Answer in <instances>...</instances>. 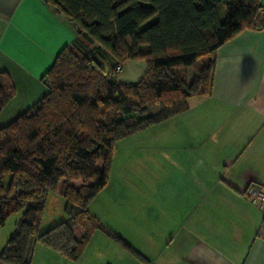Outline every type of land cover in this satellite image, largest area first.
<instances>
[{
    "label": "trees",
    "instance_id": "1",
    "mask_svg": "<svg viewBox=\"0 0 264 264\" xmlns=\"http://www.w3.org/2000/svg\"><path fill=\"white\" fill-rule=\"evenodd\" d=\"M43 1L74 26L77 42L44 73V95L0 126V226L21 212L0 264H30L36 242L76 262L96 231L148 263L89 211L108 181L114 144L184 112L190 97L209 96L219 46L264 26L260 0ZM105 52L112 58L107 69ZM126 60L144 61L139 81L112 80ZM14 93L0 70V111ZM51 191L63 197L66 217L40 231Z\"/></svg>",
    "mask_w": 264,
    "mask_h": 264
},
{
    "label": "crops",
    "instance_id": "2",
    "mask_svg": "<svg viewBox=\"0 0 264 264\" xmlns=\"http://www.w3.org/2000/svg\"><path fill=\"white\" fill-rule=\"evenodd\" d=\"M260 6L263 15L264 0ZM75 42L74 26L45 1L0 0V70L15 86L0 113L14 118L32 107L56 54ZM153 131L152 154L89 211L107 213L104 199L127 202L123 239L149 264H264V210L245 192L264 189V26L219 46L210 95L190 97L187 110ZM36 250L57 261L58 253L36 242L31 264Z\"/></svg>",
    "mask_w": 264,
    "mask_h": 264
},
{
    "label": "rangeland",
    "instance_id": "3",
    "mask_svg": "<svg viewBox=\"0 0 264 264\" xmlns=\"http://www.w3.org/2000/svg\"><path fill=\"white\" fill-rule=\"evenodd\" d=\"M105 69L108 68L112 58L109 53L105 52L103 54ZM196 67L192 65L189 68V74L192 73ZM145 63L143 60H126L121 65V70L116 74L113 81L117 83H134L141 79L145 72ZM8 111H2L0 113V126L8 123L13 118L7 116ZM13 115V114H12ZM14 117V116H13ZM16 117V116H15ZM155 126V125H154ZM154 126L149 127L148 129L136 132L125 138L118 140L112 149L111 161L108 171V181L105 187L98 193V199L102 200L106 196V192L119 190V186H123V174L130 171L131 168H137V163H139L145 156H150L152 154L153 148H150L153 138V128ZM146 163V162H145ZM102 160L98 159L96 162V167L101 168ZM141 170V167H139ZM145 174V173H143ZM8 182V177L4 178V183ZM72 185L78 186V182H72ZM122 194L123 190L120 188ZM131 200V199H130ZM105 207H109V211L105 213V209H101L97 215H94L103 225L112 230L116 229L115 232L123 239V229L127 228V224L123 223V206L127 205V202L120 204L118 202L110 205L109 201L104 199ZM151 207L145 209L144 214L148 215L151 212ZM129 216V214H127ZM21 216V212H12L8 215L5 222L0 226V251L5 245L6 241L14 231L15 223ZM66 217L64 211V199L63 197L55 191L48 193L45 200V207L42 215V219L39 224V230L48 229L51 225L58 223ZM111 225L113 227H111ZM95 237L90 247L86 250V253L82 260L77 262H71L66 258L62 257L60 254H57V261L53 260L51 257L46 256V258L40 259V256H37V250L32 264H149V263H138L134 261V257L131 258L130 255L126 254L121 248L117 247L115 242L111 240L108 236L100 231H96L93 234ZM93 237V236H92ZM106 238V239H103ZM102 240V241H101ZM104 240V242H103ZM107 240V241H106ZM98 248V249H97ZM34 249V246H33ZM33 249L31 254V259L33 255ZM136 249V248H135ZM92 250L95 251L92 252ZM137 250V249H136ZM141 253V252H140ZM31 264V260H30Z\"/></svg>",
    "mask_w": 264,
    "mask_h": 264
},
{
    "label": "built area",
    "instance_id": "4",
    "mask_svg": "<svg viewBox=\"0 0 264 264\" xmlns=\"http://www.w3.org/2000/svg\"><path fill=\"white\" fill-rule=\"evenodd\" d=\"M120 71V66H115V68L113 69V71L111 72V75H116L118 72ZM249 200L258 205L262 210H264V189L256 186V185H252L249 186L246 190H245Z\"/></svg>",
    "mask_w": 264,
    "mask_h": 264
}]
</instances>
